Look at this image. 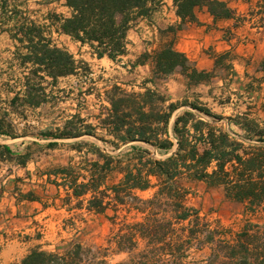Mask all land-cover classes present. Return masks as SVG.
I'll use <instances>...</instances> for the list:
<instances>
[{
    "label": "trees",
    "instance_id": "obj_1",
    "mask_svg": "<svg viewBox=\"0 0 264 264\" xmlns=\"http://www.w3.org/2000/svg\"><path fill=\"white\" fill-rule=\"evenodd\" d=\"M18 1L0 0V31L7 32L14 43V56L24 80L23 96L16 94L11 108L19 100L24 108L38 107L41 101H34L47 88L55 87L61 78L77 76L78 65H85L54 43V31L69 36L81 48L88 47L98 59L120 63L128 54L130 29L139 20L152 23L162 5V0H48L50 4L64 1L62 6L70 15L51 11L38 18V12L29 13L11 4ZM173 2L182 23L160 31L167 41L131 64L132 70L138 65L151 66V77L142 82L139 91L116 84L105 91L109 106L103 108L95 126L85 125L75 115L81 121L78 127L68 121L58 135L40 133L58 140L97 137L100 130L110 137L101 139L115 149L132 143L124 159L95 149L91 151L97 158L93 162L77 167L68 164L46 173L48 183L64 190L62 202L68 211L108 218L112 227L105 244L72 241L54 252L36 247L17 264H113L112 257L121 254L129 258L115 264H190L185 261L187 252L205 244L213 246L211 257L205 263L193 264H264V226L248 224L236 234L219 222L213 228L199 211L188 206L190 193L184 185L202 183L221 190L225 199L244 205L253 214L264 213V125L246 112L227 118L225 128L217 123L222 117L189 104V110L177 116L170 131L171 118L180 105H166L169 100L148 87L177 71L192 84L201 83L206 73L175 50L173 37L187 22L196 20L197 8H207L215 19L233 18L235 12L221 0ZM194 111L213 121L198 117ZM9 115L6 111L0 118V136L17 138ZM57 144L54 141L49 146ZM0 148L3 157H24L15 155L7 145ZM151 148L165 157H154ZM19 164L26 167L25 161ZM119 175V182L114 183ZM151 190L154 192L149 198L138 195ZM25 199L38 200L33 195H25Z\"/></svg>",
    "mask_w": 264,
    "mask_h": 264
},
{
    "label": "rangeland",
    "instance_id": "obj_2",
    "mask_svg": "<svg viewBox=\"0 0 264 264\" xmlns=\"http://www.w3.org/2000/svg\"><path fill=\"white\" fill-rule=\"evenodd\" d=\"M16 4L21 6L23 1ZM55 4L59 5V3ZM259 4L263 6L264 0H259ZM30 8L36 7L30 4ZM237 18V22L244 20L242 16ZM145 27L139 25L137 30H141L143 39L146 41L151 38V35L147 29H144ZM54 39L61 47L73 54L77 61L85 62V65H78L77 76L61 78L55 87L47 88L45 94L34 101H41L38 107L24 108V103L20 100L14 105L15 108H11L8 104L16 97V94L20 93L21 98L23 96V93L21 94L24 82L23 71L18 66L12 70L11 76L4 74L2 78L0 89H6L10 94H0V116L6 111L9 112L8 118L16 126L14 132L18 137L15 140L0 138V143L12 147L15 155L24 157L9 158L2 157V153L0 154V193L4 192L1 189L4 186L7 191L12 189L14 192L20 191L27 195L33 192L49 205L47 209L40 203L28 206V215H25V209L21 207V213H24L21 221L24 229L19 230L17 235L9 234V237L15 238L17 243L0 259L2 264L19 263L36 247L54 252L58 247H64L72 241L86 245L105 244L112 227L108 218L105 215L89 214L86 211H68L69 208L62 202L65 197L64 190L58 191L54 185H47L46 173L68 164L77 167L81 163L93 162L97 158L91 151L95 149H100L106 155L114 156L116 159H124L132 143L115 149L101 139L105 136L100 130H97V137L84 136L58 140L44 138L40 133L58 135L63 132V127L68 121L74 122L78 127L81 121L74 118L75 115H79L85 125L95 126L99 122L98 116L103 108L109 106L105 98L106 90H110L117 84L128 91H139L142 82L150 77L148 70H132L131 67L135 53L139 51L144 53L142 47L146 48V45L142 44L139 51L136 50L137 52H133L130 57H124L122 62L114 63L107 58L98 59L92 56L88 47L81 48L78 43H74L68 37L57 38L54 35ZM226 60L225 57H219L217 59V68H219L206 73L203 81L212 79L209 85L197 86L198 84H192L188 79L189 86L183 82L173 100L167 102L166 105L170 103L180 105L171 118L170 131L177 116L189 110V104L209 109L214 115L222 117L223 120L217 123L225 128L227 118H236L246 112L250 113V119H256L264 125V59L253 62L251 59L243 58L244 67L237 74ZM4 81L8 87L3 86ZM46 81L50 82L51 79L47 78ZM44 85L46 86V83ZM148 87L164 91V86L160 82L156 86L148 84ZM194 113L206 121H213L197 111ZM233 129L237 131L235 127ZM105 138L110 139V137ZM54 141L58 144L49 146V143ZM151 150L154 157L158 159L165 157L152 148ZM23 161L26 162V167L20 166L19 163ZM120 178L119 175L113 182L118 183ZM184 185L190 193L188 206L199 211L201 216L213 225V228L219 222L222 227L231 229L236 234L248 224L264 226V213L253 214L247 211L244 205L228 201L221 190L209 189L202 183L184 182ZM153 192V190L138 192V195L149 198ZM56 195L60 197L53 199ZM2 208L0 206L1 210ZM108 214L112 215L113 212L109 211ZM7 221L4 217H0V223ZM212 249V245H195L187 252L185 261L190 264L205 263L211 257ZM128 258L127 254L116 255L112 257L111 262L115 264Z\"/></svg>",
    "mask_w": 264,
    "mask_h": 264
},
{
    "label": "crops",
    "instance_id": "obj_3",
    "mask_svg": "<svg viewBox=\"0 0 264 264\" xmlns=\"http://www.w3.org/2000/svg\"><path fill=\"white\" fill-rule=\"evenodd\" d=\"M21 1H23V5L19 6L20 9L28 11L29 13L38 12L36 16L38 18L45 16L51 11L70 15L69 9L62 6L64 1H61L59 5L47 3L48 0H19L18 2ZM221 1L226 2L235 12L234 17L230 19H215V17L208 12L207 8H197L195 10L196 20L187 22L173 37L174 48L176 51L185 54L200 72L210 73L215 71V69L219 68H217V59L219 57H225L227 59V64H229L231 69L237 74L239 70L244 67L242 65L243 58L251 59L253 62L264 59V5H260L259 0ZM11 4L15 5L16 3ZM30 4H34L36 8L31 9ZM248 14L250 16H247ZM238 16L244 17V20L237 22ZM181 23L182 20L177 16V9L174 6L173 0H162V5L153 16L152 23L147 20H139L138 24H136L137 26L130 29L128 33V54L123 56L122 60L124 57H130L133 52H137L136 50L139 51L142 44L144 46L146 45V48L142 47L144 53L152 52L159 48L160 45L167 41V38L160 34V31H165L172 26L177 27ZM139 25L146 26L144 29H147L151 35L149 40L145 41V39H143L141 30H137ZM54 35H56L57 38H70L69 36L60 35L54 31L52 33V38L54 43L59 47L61 46L54 39ZM245 38H247V40H244ZM14 51L15 47L10 35L7 32L0 31V87L4 74L11 76L12 70L16 69L18 66ZM139 52L135 53V57L131 61V64L143 54ZM134 70H148L151 77V66L149 64L138 65ZM159 82L164 86V93L159 91L158 88L157 90L169 101L173 100V97L179 92L181 85L185 83L189 86L190 84L188 78L183 75L181 71H177L167 78L157 81L154 86L158 85ZM210 82H212V79L207 82L202 81L197 86L209 85ZM3 86L8 87L7 84L5 85V81L3 82ZM1 93L8 95L9 91L0 89V94ZM8 104L10 105V102ZM0 138L16 139L6 136H0ZM0 145L3 144L0 143ZM10 148L12 149V147ZM1 153L2 149L0 148V154ZM45 183L47 185H52L48 183L47 180H45ZM1 189H3L4 192L0 193V206L3 207L2 210L0 209V217H4L8 221L6 223H0V259L17 243L15 238L9 237V234L14 233L17 235L19 230L24 229L21 223L24 215L23 212L21 213V207L23 206L25 209V215H28V206L39 205L40 203L45 209L49 208V205L45 204L42 199L33 192H30L28 195H33L38 200H26L25 195L27 194H22L20 191L14 192L12 189L7 191L5 190V186ZM58 191H60V189H58ZM57 197L58 195H56L55 198L53 197V199ZM0 264H2V260H0Z\"/></svg>",
    "mask_w": 264,
    "mask_h": 264
}]
</instances>
